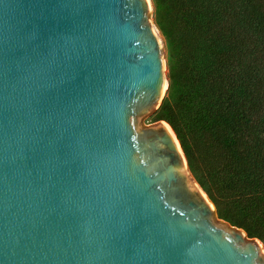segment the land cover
Masks as SVG:
<instances>
[{
    "label": "water",
    "instance_id": "obj_1",
    "mask_svg": "<svg viewBox=\"0 0 264 264\" xmlns=\"http://www.w3.org/2000/svg\"><path fill=\"white\" fill-rule=\"evenodd\" d=\"M152 0H0V264H264L166 121Z\"/></svg>",
    "mask_w": 264,
    "mask_h": 264
},
{
    "label": "trees",
    "instance_id": "obj_2",
    "mask_svg": "<svg viewBox=\"0 0 264 264\" xmlns=\"http://www.w3.org/2000/svg\"><path fill=\"white\" fill-rule=\"evenodd\" d=\"M152 2L171 57L152 121L171 125L219 219L264 244V0Z\"/></svg>",
    "mask_w": 264,
    "mask_h": 264
},
{
    "label": "rangeland",
    "instance_id": "obj_3",
    "mask_svg": "<svg viewBox=\"0 0 264 264\" xmlns=\"http://www.w3.org/2000/svg\"><path fill=\"white\" fill-rule=\"evenodd\" d=\"M153 7H154V4H153ZM152 16H153V21H154V23H155V25H156V27L158 28V30L160 31V33H161V36H162V40H163V42H164V54H165V59H166V63H167V75H168V72H169V66H170V63H171V57H170V47H169V42H168V38L166 37V36H164L163 35V33L161 32V30H160V27L158 26V24H157V17H156V13H155V7H154V11H153V13H152ZM166 26L170 29L171 28V26H170V23L169 22H167L166 23ZM168 92V91H167ZM166 95H167V93H166ZM166 97V96H165ZM152 118H153V115L151 116V117H149V118H147L146 120H145V123L146 124H153V123H155V122H153L152 121Z\"/></svg>",
    "mask_w": 264,
    "mask_h": 264
},
{
    "label": "bare ground",
    "instance_id": "obj_4",
    "mask_svg": "<svg viewBox=\"0 0 264 264\" xmlns=\"http://www.w3.org/2000/svg\"><path fill=\"white\" fill-rule=\"evenodd\" d=\"M160 33V32H159ZM160 37L162 38V36H161V34H160ZM163 41V40H162ZM163 44H164V42H163Z\"/></svg>",
    "mask_w": 264,
    "mask_h": 264
}]
</instances>
